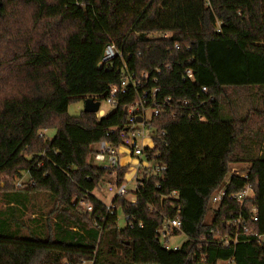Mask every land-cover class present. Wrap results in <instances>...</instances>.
I'll return each mask as SVG.
<instances>
[{"label":"trees","instance_id":"trees-1","mask_svg":"<svg viewBox=\"0 0 264 264\" xmlns=\"http://www.w3.org/2000/svg\"><path fill=\"white\" fill-rule=\"evenodd\" d=\"M108 44L122 58L99 68ZM123 62L151 78L119 94L107 116L68 113L87 98L106 100L110 86L121 82ZM187 70L192 80L184 79ZM155 87L161 90L153 96ZM228 90H256L255 99L234 107L238 102ZM145 91L148 104L170 99L175 109L151 117L153 147L144 150L149 160L158 154L167 171H139L134 196L113 197L131 218L120 228L118 212L110 213L95 191L103 181L122 183L128 166L114 171L95 165L92 147L104 140L121 145L124 110ZM49 129L56 130L53 139L40 136ZM237 162H250L248 179L231 174L226 183ZM24 175L27 187L16 190L10 180ZM1 182L0 192L24 195L9 199L6 209H22L40 191L50 194L54 207L44 233L29 235L14 234L10 210L1 212L0 264H264L258 241L264 235V0H3ZM224 185L228 195L214 208L211 198ZM246 185L254 197L243 206L229 198ZM254 207L258 222L250 219ZM240 215L252 236L241 228L229 246L212 238V230L235 237L231 222ZM175 219L182 229L173 234L186 236L178 250L167 249L160 234Z\"/></svg>","mask_w":264,"mask_h":264},{"label":"built area","instance_id":"built-area-1","mask_svg":"<svg viewBox=\"0 0 264 264\" xmlns=\"http://www.w3.org/2000/svg\"><path fill=\"white\" fill-rule=\"evenodd\" d=\"M153 36H163L168 37L171 34L168 33H153ZM178 48V46H176ZM122 58V55L120 51L117 49L115 44H108L104 49V54L100 62V66L104 67H110L113 62L118 59ZM118 72L121 76V82L119 85H111L109 88V96L106 99V101L111 104L112 106H117V96L119 94H125L130 89L137 90L139 86L142 85V83L145 81L146 83L151 78V74L144 72L142 74H137L134 71L130 70L129 67L125 62H123L118 67ZM158 73H161L158 71ZM194 78V72L191 70H187L184 79L185 80H192ZM154 82H157V78H153ZM160 87H155L152 90V95L154 96L155 93L160 92ZM202 94L207 97L209 100H212L213 97L209 96V91L206 87H202L201 89ZM149 95V91H145L143 94V97L140 98L138 101H136L134 104L130 105L127 108V118H128V124L124 132L121 133V139L123 142L119 147L113 145L109 141H101L98 144L94 145L93 147V160L94 164L98 165L104 169L108 170H118L124 166L121 165V159L122 154L119 153V150L121 147L127 148L130 150L129 156L133 157L135 159H138V165L135 168V175L132 180L136 182L138 185V173L139 171H146L149 172L150 175L153 176H162L167 171V166L163 162L157 160L156 158L159 157V155L155 154V157L153 159L149 160L145 156V148L153 147V141H152V134L150 136L151 139V145L147 146L145 144V138L146 134L145 131L147 128L151 129L150 125V119L153 115H159L163 112H173L175 113V109L173 108L172 104L170 103V99L164 100L162 104L157 103L156 101H153L151 104H148L145 100ZM206 101H204L205 103ZM188 102H184V105H187ZM151 112V117L147 119V113ZM142 118L140 122H138V118ZM189 118L194 117L192 114L188 115ZM198 119L200 121H205V117L202 115L198 116ZM47 130H43L40 133V136H43L46 134ZM115 132L112 131L111 133H108L107 136H112ZM164 135V133H163ZM232 175H239L245 179H248L247 174H242L239 170H233ZM228 178L226 180V183L229 182ZM21 181V180H20ZM18 181L17 186L24 188L26 184L21 183ZM23 186V187H22ZM27 187V186H26ZM25 187V188H26ZM107 190L109 193H112L114 196H125L128 193L127 185L125 184V180L122 183H118L116 180L109 182ZM228 192L226 185H224L222 188H220L211 198V205L216 208L218 207L224 199L227 197ZM254 197V192L250 185H246L245 188L238 192V193H232L229 195V198L232 200H235L239 202L242 206L248 200L249 198ZM104 202V201H103ZM135 199H131V204H135ZM79 205L84 208L87 211L92 210V205L87 203L84 199L79 200ZM107 209L110 213L114 214L116 211L118 212V208L113 202L111 201L109 204L106 203ZM250 219L253 222H258L260 219L259 216V209L257 207H254L250 210ZM126 217V222L130 223L129 221L131 218L129 216ZM231 224L236 225L238 228V232L235 237H224L222 236L218 231L212 230L211 236L214 240L217 242H220L221 244H224L226 246H229L231 244H236L239 239V231L243 230V234L246 236H252L253 233L250 231V228L248 227L247 223L242 220V216L240 215L237 218H232ZM182 229V221L180 219L175 220H168L160 230L161 234V240L163 239V245L167 249H173L178 250L181 245H174L173 247L170 245L168 238L171 235H174L173 233L176 230ZM264 235H261L258 237V241L261 242V238ZM206 239V237L204 238Z\"/></svg>","mask_w":264,"mask_h":264},{"label":"rangeland","instance_id":"rangeland-1","mask_svg":"<svg viewBox=\"0 0 264 264\" xmlns=\"http://www.w3.org/2000/svg\"><path fill=\"white\" fill-rule=\"evenodd\" d=\"M245 92L247 91H244V90H228L227 91V94L229 95L230 99L235 100L234 102H238V104L237 103L234 104V107H236V105H239L240 107H242L243 104L246 103V101L247 102L251 101L253 97L255 99L256 90H252L248 92V95H246ZM252 92L253 94H251ZM254 102H260V101L255 100ZM83 108H84V100L70 105L68 109V113L71 116H79ZM113 109H114V106L109 104L106 100H102L99 111L97 112V116L100 118L107 116L113 111ZM243 110H245V106ZM150 117H151V112H148L147 119H149ZM55 133H56L55 129L47 130L46 132L47 138L53 139V137L55 136ZM145 134H146L145 144L147 146H150L152 144L151 139H150L152 130L147 128L145 131ZM93 148L94 147H92V149ZM259 148L260 146L258 145L255 146V151L257 154L259 153ZM119 153L121 154L124 153V155L122 154V159L120 163L122 166H128V172L126 174L125 184L127 185L128 191L131 192V197H133L134 193L137 191V184L132 179L134 178L135 168L139 162H138V159H135L129 156L130 150L127 148L121 147L119 150ZM250 165H251L250 162H237V163L231 164L232 167H231L230 173L228 174V178L231 176L232 174L231 172L234 169L239 170L242 174H246V169L249 168ZM4 178L8 179V177H4ZM18 181H20L23 184H26L27 186L28 176L24 175L23 178L10 180L12 186L16 190L24 189L26 186L24 188L17 186ZM108 183L109 182L107 181H103L100 185V188L95 191V194L99 199L109 204L112 201L114 195L108 192L107 190ZM3 185H4V182H1L0 186H3ZM16 190L0 192V215H1V212L5 210L6 211L10 210V208L6 209L8 205L5 204L7 201H9V199H11L12 197H18L21 195L24 196L23 192L16 191ZM29 196L30 197L26 202V206H24L22 209L18 208L14 211L10 210L9 212H7L9 213L7 217L10 216L13 218V221H11L10 229H12V231L14 230L15 232L14 234L16 235H29L32 232L44 233L43 229L47 225L46 224L47 215L54 207L52 197L50 196V194H48L45 191L31 193ZM1 221L2 220L0 217V222ZM125 223H126V217L124 213L122 212V210L119 209L118 210V225L120 228H123L125 226ZM168 240H169L170 245L173 247L174 245H181L186 240V236L184 234L171 235L168 238ZM261 242L264 244V236L261 238Z\"/></svg>","mask_w":264,"mask_h":264},{"label":"water","instance_id":"water-1","mask_svg":"<svg viewBox=\"0 0 264 264\" xmlns=\"http://www.w3.org/2000/svg\"><path fill=\"white\" fill-rule=\"evenodd\" d=\"M2 2L3 0H0V15L2 14ZM99 68H102V66L99 65ZM100 108V101L95 100L93 98H87L84 100V108L83 111L87 113H97ZM125 113H127V108H125ZM142 118H138V122H140Z\"/></svg>","mask_w":264,"mask_h":264},{"label":"crops","instance_id":"crops-1","mask_svg":"<svg viewBox=\"0 0 264 264\" xmlns=\"http://www.w3.org/2000/svg\"><path fill=\"white\" fill-rule=\"evenodd\" d=\"M124 155V154H123ZM112 201H113V199H112Z\"/></svg>","mask_w":264,"mask_h":264}]
</instances>
